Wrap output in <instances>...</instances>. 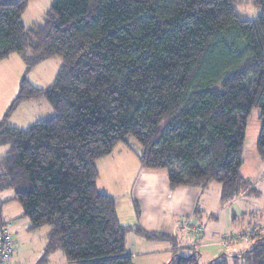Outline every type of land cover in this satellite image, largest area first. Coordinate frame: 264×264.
<instances>
[{
  "label": "trees",
  "instance_id": "obj_1",
  "mask_svg": "<svg viewBox=\"0 0 264 264\" xmlns=\"http://www.w3.org/2000/svg\"><path fill=\"white\" fill-rule=\"evenodd\" d=\"M28 2L0 0V61L15 53L28 68L53 56L62 62L44 88L22 78L8 108L43 97L53 114L24 128L0 120V192H13L29 231L49 228L44 255L133 264L128 227L98 190L95 166L129 138L143 168L167 171L170 189L217 182L228 200L248 188L240 169L253 107L264 161V0L252 1L253 19L241 0H55L42 23L25 27ZM0 219L12 221L1 211ZM196 249L165 264H199ZM246 249L238 259L264 264V234ZM225 255L208 264H228Z\"/></svg>",
  "mask_w": 264,
  "mask_h": 264
},
{
  "label": "rangeland",
  "instance_id": "obj_2",
  "mask_svg": "<svg viewBox=\"0 0 264 264\" xmlns=\"http://www.w3.org/2000/svg\"><path fill=\"white\" fill-rule=\"evenodd\" d=\"M54 1L55 0H29L26 10L21 18L23 25L29 27L33 23H42L45 18V12ZM252 1L253 0H241L239 6L240 12L247 15L249 19H253L259 13L258 9L254 10L252 7ZM61 62L62 60L59 56H53L40 60L28 68L26 63L15 53L10 54L9 58L1 60L0 92L9 91L15 94L11 95L9 100L5 103L3 111L2 104H0V118L6 115V121L8 124L14 123L19 126H29L35 120L53 114L54 110L48 103H46L43 97H41V99H43L41 104L36 101L29 102V100L24 101L20 107L18 106L17 109H14L11 112H8V108L18 93L22 78L28 80L34 87L44 88L53 81ZM1 111L3 112L2 114ZM260 128V111L258 107H253L246 120L245 140L243 144V164L240 169V173L249 180V186L234 198L221 200L219 191L220 185L217 182H210L211 184L209 186H192L194 190H191L190 192L179 190L176 194L177 196H173V198L162 194L163 200L169 201L170 213H168L167 219L163 216L158 220L156 219V222L165 219L160 223H156L155 218L149 215L151 210H144L142 205L136 200L135 190H133L130 185V182H132V179L134 178V174L128 176V174L125 173L124 175V171L119 168L124 164V161L117 158L120 154L118 149H124L123 147L126 146L131 153H133L132 155H135V152L140 150L139 144L132 138L128 139V145L119 143L116 150L113 151L115 156H112V158L109 157L110 160L108 164L113 167L114 174L117 175L116 178L114 177L115 183L112 185L107 176H102L99 180V185H105L108 189L112 187L114 188L117 201L121 205L119 207V212L124 211V214L127 217L130 216L129 214L132 211L129 203L131 202L132 208L137 213L136 217L138 226L154 228L156 231L170 234L175 230L176 232L183 230L184 235L187 236L185 233L186 223H198L203 227L202 232H204V230L207 231L210 227L214 232L213 234H215L214 238H217L221 234L233 232L232 230L239 225H247L249 222L250 224H255L264 219V161L258 157L255 149ZM126 162L128 163V161ZM162 171L167 174L166 170ZM102 172H104V170ZM121 182L122 184L119 185ZM136 184H138V181ZM184 193L185 198L182 202V196H184ZM12 195L13 192L11 190H3L0 192V206L4 214L9 217L8 219L13 221L12 232L15 239V251L13 252L12 260L18 261L22 264H25L23 262L24 259H26L28 264H64L65 258L61 252L55 251L53 252L54 254H43L46 244L45 233L49 228L44 226L36 231H29L25 228L23 222L27 221V219L21 218V206L19 203L15 200H9ZM134 210L133 214L135 216ZM233 218H235V221H233ZM130 222H134V220H131ZM263 224L264 223H260V225ZM254 239L255 238L251 240ZM251 240L238 243L237 246L240 247V249L249 248ZM150 241H154L153 243H159V245H161V243L169 244L172 242L167 238ZM201 245L202 242L197 246L198 248L196 250H199ZM212 245L213 246L211 247H215L217 250L218 247L215 245V242H213ZM145 248L153 247L150 246ZM228 249L229 248L219 251L217 250L215 255L220 254V251ZM174 250L181 255H188L191 253V249L185 247L176 246L174 247ZM171 254L172 253L170 252V257ZM146 258L156 261L154 258H150V256L147 255L140 258H134V264H140L142 262L141 260ZM27 259H31L35 262L31 263ZM166 262L167 261H159L155 264H165ZM209 262L210 260L205 256L199 258V264H208ZM229 264H245V261L240 259L236 262L230 261Z\"/></svg>",
  "mask_w": 264,
  "mask_h": 264
},
{
  "label": "crops",
  "instance_id": "obj_3",
  "mask_svg": "<svg viewBox=\"0 0 264 264\" xmlns=\"http://www.w3.org/2000/svg\"><path fill=\"white\" fill-rule=\"evenodd\" d=\"M6 58H9V56ZM14 94L9 92V91L0 92V104H2V111L5 108V103L9 100L11 95H14ZM29 100H25V101H29V102L36 101V102H39L41 104L43 99L37 98V99H29ZM22 103L19 105V107L22 105ZM46 103H47V101H46ZM2 111H1V114L3 113ZM3 117L0 118V120L3 119ZM8 125L15 126V127H21V128L27 127V126H19V125H16L14 123L8 124ZM117 146L118 145L115 146V148L112 150V152L109 155L101 157L95 161V166H96V169L98 171V177L96 180V185H97V188L100 192L108 194L114 198L117 218L122 225L128 227V230L125 234V244H126V252L131 256L132 263L134 264V258H140V257H144L147 255H149L150 258H154L156 261H153L152 259L146 258V259L141 260L142 262L140 264H155V263H158L159 261H167L168 262L171 259L173 253L175 252L174 247L179 246V247H185V248L191 249L190 245L195 240L191 239L188 236H185L183 233L184 232L183 230H181L179 232H176V230H175L172 234H170V233H166V232H162V231H156L154 228H145L143 226H138L137 217H136L137 213L132 208L131 202H129V203H130V207H131L132 211L129 214L130 216L127 217L124 214V211L119 212V207L121 205L117 201V196H115L116 192H115L114 188L112 187V188L108 189L105 185H99V180H100V178H102V176L103 177L107 176L110 179L112 185H113V183H115V178L117 175L114 174L113 167L111 165H109L108 162L110 160L109 157L112 158V156H115L113 151L116 150ZM123 148L124 149H121V148L118 149L120 154H119V156H117V158L120 159L121 161H124V164L121 167H119L117 165L116 166L119 167L120 170L124 171V175H125V173H127L128 176H130L131 174H134V178L132 179V182H130V185L132 186L133 190H135L134 192H135L136 200L142 205L144 210H151V212H149V215H151V216H153V218H155V222L161 216L166 217L165 219H167L168 213H170L169 212V203H168L169 201L168 200L164 201L162 198V194H164V196H168V197L173 198V196L174 197L177 196L176 194L179 190H182V191L185 190V192H190L191 190H194L193 187L178 186L174 189H170L168 186V175L167 174H165L162 170H153V169L143 168L140 165V162L138 160L136 153H135V155H132L133 153H131V151L126 146H124ZM6 150H7V146L0 147V156H4ZM126 161H128V163ZM103 170H104V172H102ZM137 181H138V184H136ZM121 184H122V182L119 185H121ZM210 184L211 183H208L207 186H209ZM135 186H136V188H135ZM219 191H220V187H219ZM182 197H183L182 198V202H183L184 198H185V193H184V196H182ZM10 198H9V200H10ZM133 210L135 212V216L133 214ZM0 211L2 212V214L6 218H9L8 216H6L4 214L2 208H0ZM129 218H130V220H129ZM165 219H161V221L156 222V223H160V222L164 221ZM131 220H134V222H130ZM233 221H235V218H233ZM23 223L25 224V228H27L28 222L25 221ZM260 223H264V219L260 220V222H257L255 224H250V222H249V224H247V225H239L237 228H235L232 231L237 232V231L245 229L246 227H248L250 225H257ZM143 232H145V233L155 232V233L165 234L169 237L168 240H171L172 242H170L169 244L161 243V245H159V243H153L154 241H150V240H154V238L147 237ZM213 233L214 232L210 227L207 231L204 230V232H202V234L200 236V240L198 241L199 242L198 244L200 245V243L202 242L203 246L201 245V247H199V250H197V253L199 256L198 261H199V258H201L203 256H205L208 260L212 261L213 259L218 257V255H220V254L215 255L217 250L219 251L220 249L217 248V250H216L215 247H211V246H213L212 243L218 239V237L214 238L215 234H213ZM150 246H152L153 248H145V247H150ZM243 250H247V249H244V248L240 249V247H238L237 245H234V246L229 247L228 250L220 251V252H223V253L225 252V254H226L225 258L227 259V263L229 264L230 261L236 262V261L240 260L237 258V256H240V254ZM58 252H60V251H58ZM170 252L172 253L171 257L169 255ZM52 254H54V253H52ZM137 254H141V255H137ZM27 260L31 263L35 262L31 259L30 260L27 259ZM137 261H139V260H137ZM23 262L25 264H28V262H26V259H24ZM162 263H164V262H162ZM64 264H67V262L64 261Z\"/></svg>",
  "mask_w": 264,
  "mask_h": 264
},
{
  "label": "built area",
  "instance_id": "obj_4",
  "mask_svg": "<svg viewBox=\"0 0 264 264\" xmlns=\"http://www.w3.org/2000/svg\"><path fill=\"white\" fill-rule=\"evenodd\" d=\"M12 227V221H7L3 224L0 219V264H22L18 261L12 260L13 252L15 251V241L13 239ZM186 229V235L193 240L199 238L203 231V227L200 224L190 222L186 223ZM262 234H264V224H259L257 226L249 227L243 232H228L221 234L215 241V245L219 249H225L230 244L248 241L253 238H257ZM197 246H199V244L195 241L190 245L191 248Z\"/></svg>",
  "mask_w": 264,
  "mask_h": 264
}]
</instances>
